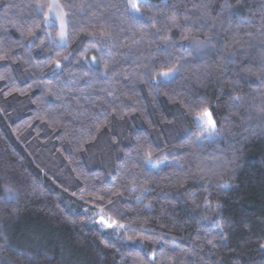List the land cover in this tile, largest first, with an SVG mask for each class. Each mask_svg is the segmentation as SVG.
Listing matches in <instances>:
<instances>
[{"label": "trees", "instance_id": "obj_1", "mask_svg": "<svg viewBox=\"0 0 264 264\" xmlns=\"http://www.w3.org/2000/svg\"><path fill=\"white\" fill-rule=\"evenodd\" d=\"M54 1L0 0V264H264V0Z\"/></svg>", "mask_w": 264, "mask_h": 264}, {"label": "snow or ice", "instance_id": "obj_2", "mask_svg": "<svg viewBox=\"0 0 264 264\" xmlns=\"http://www.w3.org/2000/svg\"><path fill=\"white\" fill-rule=\"evenodd\" d=\"M140 3H141V0H128L129 10L130 11H134L135 13H139L140 12ZM37 9L38 10H42L43 9V5L37 4ZM51 11H52V9L50 7L49 8V12H51ZM133 18L134 19H139V17H136V16H134ZM57 19L59 20V23H60L59 38H60L61 41H63L65 39V36H66V22L64 20V14H58L57 15ZM45 22H50V18L47 15L45 16ZM30 34L34 35V33H30ZM101 34L104 35V33H101ZM185 39H187V37H185ZM6 58H7L6 56H0V59H6ZM63 59L67 60L68 57H63ZM93 60H95V57H93ZM55 63H56V67L57 68H59L61 66L59 60L55 61ZM105 67L107 68V66H105ZM175 71L176 70L173 69V70H170V72H168V73H163L162 75L167 77V76H169L170 74H172ZM235 99L239 100L240 97H236ZM205 117L207 119H205ZM197 120L203 121L204 125H206L209 129H213L214 128V123L212 121L211 114L208 112L207 108L203 109L201 115L197 117ZM202 133H203V129H202ZM149 159H150V157H149ZM100 222L102 224H106L107 227H113V226H116L118 228H123L124 227L123 224H117V222L115 220H111L110 217L107 218V219H105L104 217H101ZM128 239L130 241H132L133 243L135 242V237H128ZM134 259H135V257H134ZM141 264H143V262H141Z\"/></svg>", "mask_w": 264, "mask_h": 264}, {"label": "rangeland", "instance_id": "obj_3", "mask_svg": "<svg viewBox=\"0 0 264 264\" xmlns=\"http://www.w3.org/2000/svg\"><path fill=\"white\" fill-rule=\"evenodd\" d=\"M147 0H141V3L142 2H146ZM51 7L52 11L49 12V9H48V14L47 16L50 18V22H46L47 25L48 23H53L57 28H58V32H60V23H59V20L57 19V15L58 14H62L61 11L59 10L56 2L54 0H50V6L49 8ZM133 13H135L134 11H131ZM57 44L59 46H65L66 44V36H65V39L63 41L60 40L59 38V35H58V39H57ZM90 62L93 64V60L91 59ZM164 79H167L166 77H164ZM205 119H207L205 117ZM196 123L199 124L200 126H202V129H203V141H208V140H211L214 136V128L213 129H209L206 125H204L203 121H199L196 119ZM101 220V217L98 219V222L99 224L104 227V228H109L106 226V224H102L100 222Z\"/></svg>", "mask_w": 264, "mask_h": 264}]
</instances>
